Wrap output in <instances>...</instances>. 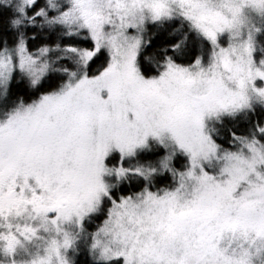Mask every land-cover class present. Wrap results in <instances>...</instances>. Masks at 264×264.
I'll return each mask as SVG.
<instances>
[{"label":"snow or ice","instance_id":"1","mask_svg":"<svg viewBox=\"0 0 264 264\" xmlns=\"http://www.w3.org/2000/svg\"><path fill=\"white\" fill-rule=\"evenodd\" d=\"M0 264H264V0H0Z\"/></svg>","mask_w":264,"mask_h":264}]
</instances>
